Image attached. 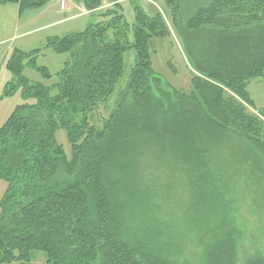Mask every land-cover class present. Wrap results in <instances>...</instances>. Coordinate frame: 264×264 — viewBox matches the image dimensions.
Here are the masks:
<instances>
[{
	"label": "trees",
	"instance_id": "16d2710c",
	"mask_svg": "<svg viewBox=\"0 0 264 264\" xmlns=\"http://www.w3.org/2000/svg\"><path fill=\"white\" fill-rule=\"evenodd\" d=\"M48 1L0 4L21 13ZM75 1L90 18L82 32L14 50L5 63L12 79L3 97L19 90L26 103L0 127V264H31L32 252L41 264H179L184 235L204 249V264H239V233L218 222L219 203L226 189L263 178L264 111L247 87L264 83V0H163L169 16L127 0L131 25L118 0ZM103 1L110 4L99 13ZM172 33L191 71L189 93L153 68L150 39ZM44 50L68 55L48 86L23 75L29 68L53 78L36 64ZM148 154L166 177H179L178 188L138 183ZM160 190L186 199L181 216ZM240 264H264V252Z\"/></svg>",
	"mask_w": 264,
	"mask_h": 264
},
{
	"label": "rangeland",
	"instance_id": "374dc122",
	"mask_svg": "<svg viewBox=\"0 0 264 264\" xmlns=\"http://www.w3.org/2000/svg\"><path fill=\"white\" fill-rule=\"evenodd\" d=\"M123 4L125 18L129 25L133 24L134 14L132 6L127 3V0H118ZM143 9L148 13L151 10L149 5L157 7L160 12L165 11L166 15H170V11L165 6L163 0H138ZM72 0H68L64 10H60L59 0H50L44 7L35 11H25L22 13L20 20L16 18V24L19 29L15 32L14 37L11 35L7 37L3 34L11 30L14 25V20L10 23L9 11H4L0 6V127L5 123L11 113L16 107L26 103L24 101L21 92L18 90L11 96L3 97V89L12 77L5 70L3 61L9 58L14 50L21 52H30L37 49H42L46 44L48 37H64L69 34H75L82 32L90 22L88 14L79 6H71ZM70 4V6H68ZM79 4V3H78ZM108 2L102 3V8L99 9V13L106 11V5ZM8 9H13L14 6L7 4ZM73 5V4H72ZM81 5V4H79ZM104 6V7H103ZM80 8V9H79ZM156 9V8H155ZM164 12V14H165ZM170 12V13H169ZM82 14V16H79ZM77 15L72 18L71 16ZM34 19H29L32 17ZM167 18V16H166ZM29 19V20H28ZM20 24H22L20 26ZM34 29H37L33 32ZM30 32V33H29ZM6 37V38H5ZM12 38V39H11ZM150 49L152 51V62L154 70L163 77L170 85L181 90L184 93L191 91V71L187 65V61L182 52L181 45L178 39L172 33L169 38L163 39H150ZM6 54V57L5 55ZM134 56L132 53H126L123 57L124 70L127 72L133 63ZM68 60V55H57L49 50H44L40 56L36 59L37 66L44 67L49 74L53 76L51 80H44L41 78L38 72H35L29 68L24 71V76L30 81L42 83L45 86L51 85L56 82L55 74L60 71L65 62ZM12 81V80H11ZM248 92L253 100L256 109L264 111V83L260 79L251 80L248 84ZM28 103V102H27ZM252 110H250L251 112ZM253 112V111H252ZM258 112V111H257ZM256 114L259 116V113ZM255 113V112H254ZM107 118V113L103 110H98L96 116ZM260 117V116H259ZM258 117V118H259ZM260 119L264 121V117L261 115ZM56 140L60 144L66 155H69V145L67 143L66 134L64 131H58L56 133ZM228 170L224 173L228 178L233 179L234 175ZM239 173V172H238ZM261 174L263 178L256 181L254 184L244 186L240 184L239 189H226L221 196L219 207H222L224 214L218 219L220 223L231 224L230 226L235 229V232L239 233L237 236V259L239 264L245 259L256 253L264 252V157L262 160ZM240 177H243V173H239ZM157 164L156 159L152 154L145 155L143 157V163L138 171V183L148 186L159 185L165 183L164 181L173 183L174 188H178L179 177L168 175ZM6 189V184L0 180V199L3 196ZM159 191V189H157ZM159 197L161 201L169 205L174 206L178 212V216L182 215L180 209L186 207V199L179 197V191L177 195L174 194L170 197L163 194ZM172 198V202L170 201ZM179 199V202H178ZM181 199V200H180ZM215 219L212 218V221ZM228 227H224L226 229ZM224 232V231H223ZM184 235L181 239H177L176 243L182 247L177 260L179 264H204V249L195 242L193 235ZM44 262V256L39 252H32L31 264H41Z\"/></svg>",
	"mask_w": 264,
	"mask_h": 264
},
{
	"label": "crops",
	"instance_id": "0c3cea01",
	"mask_svg": "<svg viewBox=\"0 0 264 264\" xmlns=\"http://www.w3.org/2000/svg\"><path fill=\"white\" fill-rule=\"evenodd\" d=\"M60 1V0H59ZM72 4H71V6H79V7H82V5H79L78 4V2H76L75 0H72ZM7 4H11V6H14V8L13 9H8V7H6V6H8ZM0 6L2 7V9L4 10V11H9V17H10V23H12L13 22V20H14V25L12 26V28H11V30L10 31H8V32H5V33H3L6 37L8 36V35H11V37L13 38L14 37V33L15 32H17V30L19 29V27H17V25H15L16 24V18H17V20H20V18H21V16H22V13L23 12H19L18 10V6L16 5V4H14V3H3V4H0ZM66 6V5H65ZM68 6H70V4L68 5ZM65 8V7H64ZM64 8L63 9H61L60 7H59V9L62 11V10H64ZM80 9V8H79ZM25 12V11H24ZM79 16H82V14H80ZM72 18H75V17H77V15H74V16H71ZM29 19H34L33 18V16L32 17H30ZM28 19V20H29ZM22 24H20V26H21ZM35 30H37V29H34L33 30V32L35 31ZM30 33V32H29ZM5 37V38H6ZM11 38V39H12ZM48 38H50V37H48ZM47 38V39H48ZM46 39V40H47ZM5 55V57H6V54H4ZM6 61H7V58L3 61V66H4V68H5V63H6Z\"/></svg>",
	"mask_w": 264,
	"mask_h": 264
},
{
	"label": "built area",
	"instance_id": "2783aa9c",
	"mask_svg": "<svg viewBox=\"0 0 264 264\" xmlns=\"http://www.w3.org/2000/svg\"><path fill=\"white\" fill-rule=\"evenodd\" d=\"M67 2L68 0H60V8L63 9Z\"/></svg>",
	"mask_w": 264,
	"mask_h": 264
}]
</instances>
